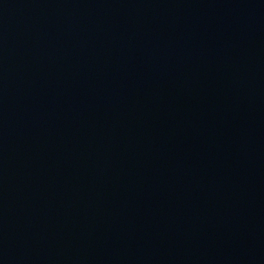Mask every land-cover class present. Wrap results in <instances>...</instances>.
<instances>
[{"label":"water","instance_id":"obj_1","mask_svg":"<svg viewBox=\"0 0 264 264\" xmlns=\"http://www.w3.org/2000/svg\"><path fill=\"white\" fill-rule=\"evenodd\" d=\"M0 264H264V0H0Z\"/></svg>","mask_w":264,"mask_h":264}]
</instances>
